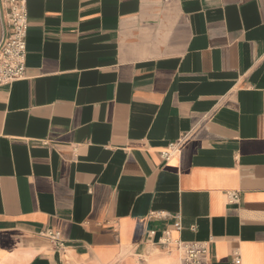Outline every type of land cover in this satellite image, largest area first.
Segmentation results:
<instances>
[{
	"label": "crops",
	"instance_id": "crops-1",
	"mask_svg": "<svg viewBox=\"0 0 264 264\" xmlns=\"http://www.w3.org/2000/svg\"><path fill=\"white\" fill-rule=\"evenodd\" d=\"M27 13L25 77L0 86V264H181L165 229L264 264V0Z\"/></svg>",
	"mask_w": 264,
	"mask_h": 264
},
{
	"label": "built area",
	"instance_id": "built-area-1",
	"mask_svg": "<svg viewBox=\"0 0 264 264\" xmlns=\"http://www.w3.org/2000/svg\"><path fill=\"white\" fill-rule=\"evenodd\" d=\"M162 1L172 2L175 0ZM0 17L4 22V31L0 38V86H3L25 77L28 27L27 0H0ZM182 140L183 138H180L170 142L164 150L160 151L161 159L166 161L172 157L179 150ZM228 198L231 203H236L239 194L238 192H230ZM150 215L165 216V212L153 211ZM174 217L176 218L175 229L180 230L179 216L176 214ZM149 234L153 235L154 231H149ZM42 235L48 238L54 246L61 249L65 247L58 231L48 229L42 232ZM158 242L162 248L175 245L181 255V264H209L208 247L205 241L173 240L170 236V230L165 229ZM232 262L233 264L239 263L238 252L233 254Z\"/></svg>",
	"mask_w": 264,
	"mask_h": 264
}]
</instances>
